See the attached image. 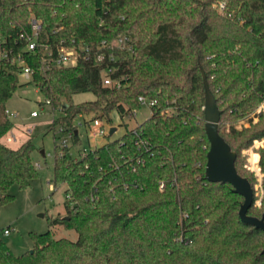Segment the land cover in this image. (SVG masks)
I'll list each match as a JSON object with an SVG mask.
<instances>
[{"label": "trees", "instance_id": "trees-1", "mask_svg": "<svg viewBox=\"0 0 264 264\" xmlns=\"http://www.w3.org/2000/svg\"><path fill=\"white\" fill-rule=\"evenodd\" d=\"M32 19L40 21L44 41L73 36L92 47L118 35L130 41L113 62L80 57L74 66L45 72L39 53L22 51L32 82L50 106L62 107L52 129H76L78 116L111 121L116 111L127 117L140 95L156 104L144 121L84 156L55 146L53 184L66 186V213L50 225L74 230L77 238H56L51 229L31 233L33 247L21 254L2 238L0 264H264V231L238 216L243 197L204 177L209 142L202 75L221 111L219 133L253 189L247 214L264 217V143L257 149L259 211L254 176L241 155L264 139V112L247 127L221 132L264 102V0H0L7 47H23L19 34ZM106 65L119 87L103 84ZM19 85L16 66L0 60V138L12 127L4 104ZM83 92L95 99L75 104L72 95ZM33 148L30 139L15 149L0 143V204L12 199L11 186L27 189L39 176Z\"/></svg>", "mask_w": 264, "mask_h": 264}, {"label": "rangeland", "instance_id": "rangeland-1", "mask_svg": "<svg viewBox=\"0 0 264 264\" xmlns=\"http://www.w3.org/2000/svg\"><path fill=\"white\" fill-rule=\"evenodd\" d=\"M20 85L13 95L5 102L4 108L16 116H9L12 122L11 129L0 138V143L9 148H18L26 140L30 139L34 148L31 152V159L38 171V177L31 182L27 189H20L16 184L10 187L9 194L13 197L10 201L0 204V229L10 227L11 232L3 239L15 254H21L33 247L31 233H43L51 229L56 238L65 237L76 240L77 233L74 230L65 229L63 226L50 225V218L57 215H65V185L55 187L53 184V165L55 156V146L59 145L62 138H67L71 154L75 157L79 153L91 151L95 146L104 144L108 139L114 140L121 136L127 129L134 128L137 124L150 116V109L142 106L136 111L135 117L121 118L116 111L110 113L111 121L102 118L104 128L109 130L115 128L112 135L98 137L95 141L90 140L89 126L86 121H90L91 116H78L74 120L79 133V142L74 144L66 132L61 134L56 127L53 130L49 124L62 116V107L59 105L54 109L45 103V97L38 87L26 79L23 74H19ZM95 96L91 92H83L72 95L75 104L93 101ZM37 112L32 116L31 112ZM226 124L222 126L221 132H227ZM50 129V130H49ZM14 140L8 141L9 138ZM91 145V146H90ZM253 143L248 148L242 149L241 155L244 157V167L247 172L254 176L255 202L254 207L260 210L263 193L261 190L262 177L258 180L252 169L259 165V145L252 148ZM44 152V155L41 153ZM252 155L257 158L252 159ZM255 160V161H254ZM243 172V171H242ZM53 185L55 190L50 187Z\"/></svg>", "mask_w": 264, "mask_h": 264}, {"label": "built area", "instance_id": "built-area-1", "mask_svg": "<svg viewBox=\"0 0 264 264\" xmlns=\"http://www.w3.org/2000/svg\"><path fill=\"white\" fill-rule=\"evenodd\" d=\"M220 8H223V4L219 5ZM102 24V20H100L99 25ZM60 28L54 29L52 32L55 33L59 31ZM41 33V24L40 21L32 19L30 21V29L28 32H22L19 34V39L24 41L23 47L18 49L17 51H14V48L7 47L5 44L6 40L0 38V60H5L10 62L12 65L16 66V69L18 71V77L19 74H23V76L32 81L33 78V69L29 64L24 60L23 58V52H34L39 53L41 57V70L42 72L48 71L55 67H71L77 64L80 57L84 59H90L93 58L97 61H104V59L107 57L109 61H115L116 55L115 51L119 48L127 49L129 51L130 47H127V44L130 42L129 38L127 36H115L110 40H101L99 41L94 47H92L90 44L76 40L75 37H70L68 39L66 38H60L58 41H44L40 37ZM114 70L113 67H110L106 65V67L102 70V81L103 84L109 87H119V82L117 79H114L111 77V73ZM39 89V88H38ZM138 102V108H133L127 117H135L136 111L140 109L142 106L150 109V115L152 114L153 108L156 104V101L153 99H150L146 96L140 95L137 98ZM45 103L50 105V100L45 99ZM260 112H264V102L259 105V107L256 109V111L252 112L247 118H243L238 120L233 125L226 124V131H229L231 127L234 129H242L243 127L249 126L250 120L252 122L257 121V114ZM5 114L9 118V116H16V114L10 113L8 110L5 109ZM32 116H36L37 112L33 111L31 112ZM102 118H90V121H86L87 125L89 126L90 131V140L91 142L95 141L98 137H104L108 135L107 130L104 128V124L101 122ZM58 128V132L61 134L65 133L67 134V137L73 142V139L75 136L78 137L79 140V133L77 128L73 129L69 126L64 125H56L53 130ZM110 131V130H109ZM14 140L13 137L9 138L8 141ZM142 143V141H141ZM264 143L263 140H255L253 142L252 148L255 147V145L262 146ZM60 147H68V140L67 138H62L61 142L59 144ZM91 146V145H90ZM96 147V146H95ZM92 151V150H91ZM90 151H83L79 153V156H84L86 153ZM36 166H39L37 164ZM254 171L255 177L259 180L262 177V172L259 167L255 166V169H252ZM51 189L54 191L55 188L52 184H50ZM159 188H163V183H160ZM11 232L10 227H6L3 229H0V239L4 238L5 236H8Z\"/></svg>", "mask_w": 264, "mask_h": 264}, {"label": "water", "instance_id": "water-1", "mask_svg": "<svg viewBox=\"0 0 264 264\" xmlns=\"http://www.w3.org/2000/svg\"><path fill=\"white\" fill-rule=\"evenodd\" d=\"M203 75L204 85V119L205 134L209 142V148L206 153V163L204 177L208 182L228 183L232 186L234 193L243 197L238 216L242 223L253 226L264 231V217H256L247 214L248 209L253 203V189L247 178L239 175L235 168L236 153L231 150L228 143L219 133V120L221 111L216 100L209 89L206 77ZM115 132L111 128L109 135ZM44 154L43 151H41ZM264 252V249H263Z\"/></svg>", "mask_w": 264, "mask_h": 264}]
</instances>
